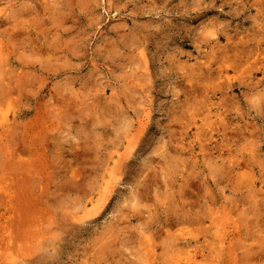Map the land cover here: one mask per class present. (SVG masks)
<instances>
[{
  "label": "rangeland",
  "instance_id": "374dc122",
  "mask_svg": "<svg viewBox=\"0 0 264 264\" xmlns=\"http://www.w3.org/2000/svg\"><path fill=\"white\" fill-rule=\"evenodd\" d=\"M0 42V264H264V0H0Z\"/></svg>",
  "mask_w": 264,
  "mask_h": 264
},
{
  "label": "bare ground",
  "instance_id": "6f19581e",
  "mask_svg": "<svg viewBox=\"0 0 264 264\" xmlns=\"http://www.w3.org/2000/svg\"><path fill=\"white\" fill-rule=\"evenodd\" d=\"M8 33V32H7ZM12 35V34H11ZM13 37V36H12ZM14 41V40H13ZM1 43V42H0ZM2 49H3V47H2ZM2 54H4L3 52H2ZM1 100V99H0ZM2 112L0 111V126H3V123L6 121V116L5 115H2L1 114ZM2 139V135H1V133H0V140Z\"/></svg>",
  "mask_w": 264,
  "mask_h": 264
}]
</instances>
